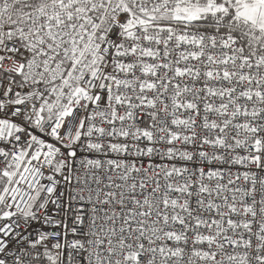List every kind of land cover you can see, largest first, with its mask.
<instances>
[{
    "label": "snow or ice",
    "instance_id": "snow-or-ice-1",
    "mask_svg": "<svg viewBox=\"0 0 264 264\" xmlns=\"http://www.w3.org/2000/svg\"><path fill=\"white\" fill-rule=\"evenodd\" d=\"M0 264H264V0H0Z\"/></svg>",
    "mask_w": 264,
    "mask_h": 264
}]
</instances>
